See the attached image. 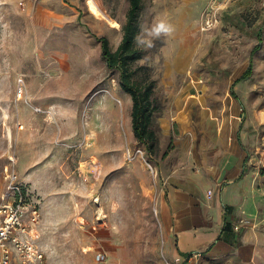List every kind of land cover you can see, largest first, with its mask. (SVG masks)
Wrapping results in <instances>:
<instances>
[{
    "label": "rangeland",
    "instance_id": "1",
    "mask_svg": "<svg viewBox=\"0 0 264 264\" xmlns=\"http://www.w3.org/2000/svg\"><path fill=\"white\" fill-rule=\"evenodd\" d=\"M128 7L0 0V193L13 157L42 214V264H101L97 251L171 264L155 213L162 173L207 176L226 134L244 154L233 184L252 202L240 219L264 232V0H141L137 34L161 15L176 29L135 44L133 80L152 83L153 149L134 137L131 98L101 54L100 37L118 45Z\"/></svg>",
    "mask_w": 264,
    "mask_h": 264
},
{
    "label": "crops",
    "instance_id": "2",
    "mask_svg": "<svg viewBox=\"0 0 264 264\" xmlns=\"http://www.w3.org/2000/svg\"><path fill=\"white\" fill-rule=\"evenodd\" d=\"M223 137L218 166L207 176L162 173L157 213L171 264H264V232L249 225L234 229L252 202L242 200L233 184L244 154L231 135Z\"/></svg>",
    "mask_w": 264,
    "mask_h": 264
},
{
    "label": "built area",
    "instance_id": "3",
    "mask_svg": "<svg viewBox=\"0 0 264 264\" xmlns=\"http://www.w3.org/2000/svg\"><path fill=\"white\" fill-rule=\"evenodd\" d=\"M22 90V87L18 88V95L22 94ZM128 158H131L130 151ZM15 163V159L11 157L10 167L6 166L4 171L5 187L0 193V264H42L45 252L37 242V229L42 214L15 171ZM145 164L154 172V167L149 162ZM212 193V190H207V198H211ZM243 225L247 224L243 219H238L234 229L239 230ZM94 259L101 264H115L103 251H97Z\"/></svg>",
    "mask_w": 264,
    "mask_h": 264
},
{
    "label": "trees",
    "instance_id": "4",
    "mask_svg": "<svg viewBox=\"0 0 264 264\" xmlns=\"http://www.w3.org/2000/svg\"><path fill=\"white\" fill-rule=\"evenodd\" d=\"M129 7L126 12V20L121 25L122 36L114 50L109 46L105 37H100V48L106 66L109 69H116L120 72V88L127 93L132 101L131 105V127L134 137L142 144L153 149L156 136L150 127L152 114L155 107L150 98L152 94V83H136L133 80L131 65L140 59L141 53L135 46L134 37L138 32V10L141 0H128ZM258 46L251 49L252 55ZM252 66L249 61L248 67L240 75L238 80L247 79L251 74Z\"/></svg>",
    "mask_w": 264,
    "mask_h": 264
},
{
    "label": "clouds",
    "instance_id": "5",
    "mask_svg": "<svg viewBox=\"0 0 264 264\" xmlns=\"http://www.w3.org/2000/svg\"><path fill=\"white\" fill-rule=\"evenodd\" d=\"M175 25L165 16L156 17L150 25H141L139 33L134 37L137 47L152 48L154 41L161 37H172Z\"/></svg>",
    "mask_w": 264,
    "mask_h": 264
}]
</instances>
